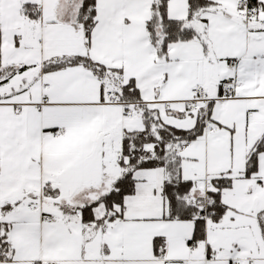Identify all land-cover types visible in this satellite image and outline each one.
<instances>
[{"label":"snow or ice","instance_id":"snow-or-ice-1","mask_svg":"<svg viewBox=\"0 0 264 264\" xmlns=\"http://www.w3.org/2000/svg\"><path fill=\"white\" fill-rule=\"evenodd\" d=\"M0 264H264V0H0Z\"/></svg>","mask_w":264,"mask_h":264}]
</instances>
